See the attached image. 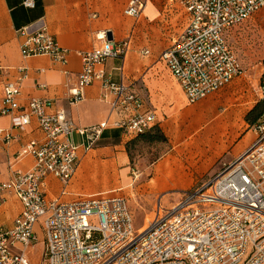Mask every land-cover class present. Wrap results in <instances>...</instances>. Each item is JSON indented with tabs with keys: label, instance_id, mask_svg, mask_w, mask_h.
I'll use <instances>...</instances> for the list:
<instances>
[{
	"label": "built area",
	"instance_id": "2783aa9c",
	"mask_svg": "<svg viewBox=\"0 0 264 264\" xmlns=\"http://www.w3.org/2000/svg\"><path fill=\"white\" fill-rule=\"evenodd\" d=\"M171 1L179 2L188 18L161 57L186 100L194 103L242 72L228 34L264 9V0ZM28 2L35 6L34 0ZM144 5L142 0H131L124 12L138 16ZM17 32L22 37V56L45 55L67 62L70 50L44 23ZM125 46L105 39L98 48L78 51L82 67L69 99L79 102L84 90L99 81L111 113H125L112 125L138 135L152 129L156 114L143 109V99L123 80L122 66L116 67L119 80L104 66L108 59L122 57ZM20 71L23 78L28 76L26 68ZM19 95L20 82L4 83L0 118L11 116V124L0 126V141L17 137L13 130L24 129L31 117L38 120L43 137L24 141L13 156H33V167L22 170L9 165L8 179L0 181V206L9 197L21 205L11 226L0 224V264H31L27 250L40 235L47 264H264V112L252 127L254 142L233 163L184 190L168 209L160 199L155 217L136 230L127 198L117 191L71 201L47 198L50 176L68 181L77 170L73 136L104 126L80 128L62 109L46 113L49 100L31 98L23 108Z\"/></svg>",
	"mask_w": 264,
	"mask_h": 264
},
{
	"label": "crops",
	"instance_id": "0c3cea01",
	"mask_svg": "<svg viewBox=\"0 0 264 264\" xmlns=\"http://www.w3.org/2000/svg\"><path fill=\"white\" fill-rule=\"evenodd\" d=\"M25 1L0 0V98L4 83L18 81V100L23 108L31 98L49 100L46 113L62 109L80 128L104 126L93 133L73 136L78 146L77 170L68 181L50 176L47 198L71 201L117 188L119 180L113 168H118L131 136L112 122L125 113H111L110 102L102 98L99 81L84 90L79 102L72 103L69 99L82 67L77 52L98 48L105 39L126 45L122 57L106 61L105 70L113 72L117 80L123 77L131 91L143 99V109L155 112V125L169 137V148L142 171L146 177L145 193L159 198L171 192L182 193L217 174L246 150L235 155L231 152L250 126L244 115L252 103L247 107L236 100L247 95L254 101L256 81L241 72L220 90L194 103L188 102L161 57L175 39L171 42L159 34V23L166 21L171 0H142L145 5L138 16L124 12L131 0H34V7L25 6ZM187 18L186 14V21ZM38 22L44 23L59 44L70 50L66 63L45 55L22 56V37L17 30ZM105 32L106 37H102ZM119 66L123 67L122 77L116 70ZM22 67L28 73L25 78L20 71ZM201 102L216 109L212 122L198 109ZM10 124L11 116L0 118V126ZM13 133L17 137L10 142L0 141V181L8 179L9 165L22 170L33 167V156H13L24 141L43 137L35 117L24 129H14ZM20 207L15 197H9L0 206V224L11 226Z\"/></svg>",
	"mask_w": 264,
	"mask_h": 264
},
{
	"label": "rangeland",
	"instance_id": "374dc122",
	"mask_svg": "<svg viewBox=\"0 0 264 264\" xmlns=\"http://www.w3.org/2000/svg\"><path fill=\"white\" fill-rule=\"evenodd\" d=\"M185 22L186 12L184 8L178 2H173L167 13L166 21L159 23L161 31L159 34L172 42L184 27ZM228 39L237 52L241 62L242 74L251 78L252 82L256 81V83L254 82L253 90L254 101L247 98V95L241 97L240 100H236L242 102V106L248 107L250 103L253 105L257 100L264 98V90L260 85V79L264 71L262 63L264 58V9L254 14L241 25L233 27L229 31ZM201 104L202 105L198 106V109L203 111V117L208 120V122H212L216 109L212 106H208L207 103L201 102ZM252 105L250 106L252 107ZM252 127H248V130L243 133L231 150L234 155L236 152L240 153L239 151L247 149L254 142L255 134ZM129 135L131 139L126 143L123 154L119 158L118 168H113L117 171L116 175L119 180L117 185H115L117 188L107 191L106 193L117 191L127 198L129 209L133 215L134 228L140 230L147 224L148 220L155 217L160 199L164 202L163 208L168 209L182 198V194L181 191L171 192L164 194L163 198H159L160 196L156 197L149 195L143 191L146 187V185H144L146 177H144L142 171L150 165L156 157L161 155L164 150L169 148V144H167L169 137L167 136L166 141L150 143L141 139H136V134L129 133ZM136 174H138V177H136ZM215 175L216 173L208 176L196 186L211 179ZM40 222H42V218ZM45 251L46 245L44 237L40 235V238L32 243L27 250V256L31 264H47L44 258Z\"/></svg>",
	"mask_w": 264,
	"mask_h": 264
},
{
	"label": "trees",
	"instance_id": "16d2710c",
	"mask_svg": "<svg viewBox=\"0 0 264 264\" xmlns=\"http://www.w3.org/2000/svg\"><path fill=\"white\" fill-rule=\"evenodd\" d=\"M263 67H264V58H263ZM260 85L262 86L264 90V71L262 73L261 79H260ZM264 112V98H261L255 102L252 107H250L245 115L244 119L245 121L252 127L261 117V115ZM136 139H141L150 143L158 142V141H166L167 136L162 131V129L159 126L154 125L151 130L143 133L138 134Z\"/></svg>",
	"mask_w": 264,
	"mask_h": 264
},
{
	"label": "clouds",
	"instance_id": "9594fccd",
	"mask_svg": "<svg viewBox=\"0 0 264 264\" xmlns=\"http://www.w3.org/2000/svg\"><path fill=\"white\" fill-rule=\"evenodd\" d=\"M25 6H34V2L33 3H29L28 0H26V5Z\"/></svg>",
	"mask_w": 264,
	"mask_h": 264
}]
</instances>
